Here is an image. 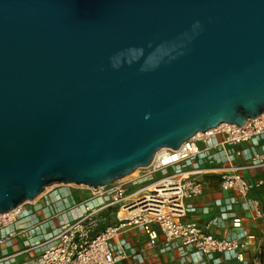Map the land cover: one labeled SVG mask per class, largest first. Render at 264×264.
<instances>
[{
	"label": "water",
	"instance_id": "obj_1",
	"mask_svg": "<svg viewBox=\"0 0 264 264\" xmlns=\"http://www.w3.org/2000/svg\"><path fill=\"white\" fill-rule=\"evenodd\" d=\"M262 113L264 0H0V213Z\"/></svg>",
	"mask_w": 264,
	"mask_h": 264
},
{
	"label": "built area",
	"instance_id": "obj_2",
	"mask_svg": "<svg viewBox=\"0 0 264 264\" xmlns=\"http://www.w3.org/2000/svg\"><path fill=\"white\" fill-rule=\"evenodd\" d=\"M242 143L249 145L236 148ZM238 156H242V163L233 162ZM258 168H264V113L242 126L224 123L194 134L176 149L163 147L131 179L96 188L81 184L87 195L78 201H66V207L44 222H27L33 212L25 205L33 199L14 211L0 213V264H115L122 259L142 264L141 251L122 238L133 228L145 232L150 246L158 243L160 234V250L177 248L181 262L194 251L211 264H221V255L233 258L235 264H262L261 251L251 258L244 256L251 236H216L187 219V214L195 210L188 200L203 192V181L197 175L216 174L221 190L230 193L234 202L236 196L245 198L261 183L245 178L242 170ZM47 191L44 188L42 195ZM250 206L254 217L262 215L257 200H251ZM66 209L77 211L73 217H60L54 226L55 218L63 216ZM110 216L113 219L107 223ZM17 223L19 227L15 228ZM99 223L102 227L97 228ZM231 223L239 227L240 218L232 217ZM15 238L23 246L9 252L7 248ZM24 253L27 258L17 262Z\"/></svg>",
	"mask_w": 264,
	"mask_h": 264
},
{
	"label": "crops",
	"instance_id": "obj_3",
	"mask_svg": "<svg viewBox=\"0 0 264 264\" xmlns=\"http://www.w3.org/2000/svg\"><path fill=\"white\" fill-rule=\"evenodd\" d=\"M249 143H242L236 148L243 149ZM242 156L236 157L234 163H242ZM207 165V163H204ZM241 174L254 182H261L252 189L245 198L235 197L234 202L230 201L231 194L221 190L218 182V176L212 173L199 174L196 177L203 181V192L188 200L195 208L193 212L187 214L188 220L195 221L206 232L221 237H246L249 238V244L244 251V256L251 258L257 252L263 250L262 264H264V168L242 170ZM47 189V188H46ZM45 189V190H46ZM87 195L86 190H72L71 188L61 187L53 188L39 193L30 204L25 205V209L33 212L28 217L27 222L34 224L44 222L50 214L60 212L67 206V202L78 201ZM66 197V198H65ZM251 200H257L262 212L260 217H254L251 210ZM49 203L48 206L46 203ZM76 209L63 211V216L55 218L54 226L61 218L73 217ZM61 217V218H60ZM232 217L240 218V226L234 227L231 223ZM134 249L140 250L143 255L142 264H211L212 261L200 254L191 251L189 259L181 262L179 251L172 247L169 250L161 251L162 236L158 235V243L154 246L147 244V235L144 231L133 228L122 234ZM221 264H235L233 258L219 256ZM115 264H131L130 259L118 260Z\"/></svg>",
	"mask_w": 264,
	"mask_h": 264
},
{
	"label": "rangeland",
	"instance_id": "obj_4",
	"mask_svg": "<svg viewBox=\"0 0 264 264\" xmlns=\"http://www.w3.org/2000/svg\"><path fill=\"white\" fill-rule=\"evenodd\" d=\"M137 173H138V171H137ZM137 173H136V174H137ZM136 174H134V175H136ZM134 175H131V176H129L128 178H130V177H132V176H134ZM157 175H159V174H157ZM128 178H127V179H128ZM47 187H48L47 190H50V189H53V188L67 187V188H71L72 190H78V191L83 190V191H84L83 188L77 187V185L74 184V183H70V184H56V185L47 186ZM43 191H44V190H43ZM112 219H113V216H110V217H108V219H107L106 222L109 223ZM54 221H55V220H54ZM17 227H19V226H18V223L15 225V228H17ZM100 227H102V225L99 223V225H98L97 228H100ZM96 230H97V229H96ZM92 235H93V233L91 234V236H92ZM13 243H14V244H13L12 246H10V247L7 248V250H8L9 252L15 251L16 249L21 248V247L23 246V244L21 243V241L19 240V238H15ZM25 258H27V254H26V253H24V254L18 256V257H17V262H20V261H22V260L25 259Z\"/></svg>",
	"mask_w": 264,
	"mask_h": 264
},
{
	"label": "bare ground",
	"instance_id": "obj_5",
	"mask_svg": "<svg viewBox=\"0 0 264 264\" xmlns=\"http://www.w3.org/2000/svg\"><path fill=\"white\" fill-rule=\"evenodd\" d=\"M223 124H224V123L219 124L217 127H215V129H216V128H219V127H221V126H223ZM198 133H199V132H198ZM196 134H197V133H196ZM162 148H163V147H162ZM162 148L158 149V150L155 152V155H157V154L160 152V150H162ZM137 171H138V173L140 172V167L137 168V169H135L133 172H131V173H129V174H127V175H125V176H123V177H121V178L115 180L114 183H115V182L124 181V180H128V179H131V178L135 177V176L138 174ZM136 173H137V174H136ZM134 174H136V175H134ZM131 175H134V176L128 178V177L131 176ZM127 178H128V179H127ZM79 187H81V185H79ZM46 188H48V187H45V189H46ZM17 208H18V207H16L14 210H16ZM14 210H13V211H14Z\"/></svg>",
	"mask_w": 264,
	"mask_h": 264
},
{
	"label": "trees",
	"instance_id": "obj_6",
	"mask_svg": "<svg viewBox=\"0 0 264 264\" xmlns=\"http://www.w3.org/2000/svg\"><path fill=\"white\" fill-rule=\"evenodd\" d=\"M263 256V250L261 251V257Z\"/></svg>",
	"mask_w": 264,
	"mask_h": 264
}]
</instances>
